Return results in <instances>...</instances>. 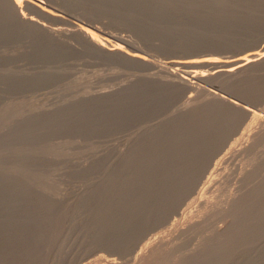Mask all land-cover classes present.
<instances>
[{
	"label": "bare ground",
	"instance_id": "6f19581e",
	"mask_svg": "<svg viewBox=\"0 0 264 264\" xmlns=\"http://www.w3.org/2000/svg\"><path fill=\"white\" fill-rule=\"evenodd\" d=\"M64 1L71 10L79 6L91 16L109 14L114 22L135 30L150 43L154 42V37H159L163 48L178 50L194 47L201 51L206 42L214 43V48L220 49L247 48V45L260 43L263 39L261 34H264V0ZM17 7L16 4L8 5L6 0H0V38L10 33L29 35L36 53L43 56L52 57L76 50L75 46L55 37L38 21L21 16ZM113 53L121 60L132 59L123 51L110 52ZM231 57L219 59L217 56L221 62H231ZM217 58L214 60L218 61ZM238 58L234 60L237 62ZM193 60L198 64L197 60ZM39 69L33 74L19 75L17 83L32 85L57 74ZM242 69L243 74L238 77L223 72L221 83L224 88L245 99L264 98V57L255 58L251 67ZM161 78L143 74L119 89L90 92L76 101L59 104L55 109L32 112L22 119L17 117L20 110L11 107L0 113V127L16 123L11 133L24 141L58 130L94 133L134 128L143 118L164 108L185 90V85ZM226 98H210L142 128L124 157L116 162L119 175L109 174L106 179L86 189L79 195L78 205L66 204L33 188L24 178L0 171V264H41L50 255L53 246L61 243L66 221L75 223L77 207H82L87 213L86 225L92 228L93 234L91 243L122 253H127L130 248L132 250V245L134 247L148 230L166 222L172 213L181 208L185 199L197 188L214 157L218 158V153L242 127L247 111L238 106V101L236 105L229 101L233 99ZM4 135L0 133V138H4ZM263 140L264 131L250 145L249 151H258L257 147ZM22 151L19 154L23 158L30 156L24 149ZM104 157L97 158L84 169L99 167L107 159ZM261 166L254 164L247 173L245 187L258 176ZM128 169H132V173ZM25 200L29 203L23 206ZM228 211L233 218L225 228H214L196 252L169 264H264V177L242 191L231 202ZM35 212L38 214L35 215ZM217 213L210 214L211 220ZM28 223L36 226L27 227ZM202 226V223H198L192 229ZM179 247L174 246L175 249ZM164 260L160 258L153 264H162Z\"/></svg>",
	"mask_w": 264,
	"mask_h": 264
},
{
	"label": "rangeland",
	"instance_id": "374dc122",
	"mask_svg": "<svg viewBox=\"0 0 264 264\" xmlns=\"http://www.w3.org/2000/svg\"><path fill=\"white\" fill-rule=\"evenodd\" d=\"M6 2L8 5L19 6L17 8H20L21 16L38 21L55 37L75 46L76 50L58 53L52 57L43 56L36 53L29 35L10 33L9 36L0 38V113L15 107L20 110L17 117L22 119L32 112L55 109L59 104L76 101L90 92L119 89L143 74L159 79L163 76L161 78L163 80L185 85L183 94L170 101L172 104L169 102L166 108L143 118V122L140 121L138 126L129 127L130 129L127 127L128 129L94 133L58 130L24 141L11 133L16 123L0 127V133L6 135L0 138V171L16 174L28 181L33 188L63 200L66 204L70 202L78 205L79 195L86 189L106 179L109 174L119 175L116 162L124 157L142 128L216 97L224 99L228 97L226 100L233 99L229 101L236 105L238 101V106L247 111L241 130L239 129L227 146L218 153V158L214 157L213 163L203 176L205 178L199 181L198 189L196 188L185 199L181 208L172 213L166 222L148 230L142 236V240L140 239L134 247L132 245V250L130 248L127 253H122L91 243L93 234L92 228L86 225L87 213L82 207H77L75 223L66 221L61 243L53 246L50 255L41 261V264H153L160 258H165L162 264L175 263L185 255L196 252L202 246L205 237L213 230L225 228L233 218L228 211L231 202L242 191L264 177V140L257 147L258 151H249L251 144H254L257 136L264 131V98L245 99L236 92L224 88L221 77L228 73L238 77L243 74L242 68L251 67L255 58L264 57V34H261L263 39L260 43L247 45V48L244 46L220 49L214 48V43L206 42L201 51L194 47L176 50L161 47L162 40L159 37H154V42L150 43L140 37L135 30L114 22L109 14L91 16L79 6L71 10L64 0H6ZM112 51H123L132 56V59L121 60L114 53L110 54ZM217 56L219 59L225 56L232 59L231 62H221ZM192 57L195 60L199 58L198 64ZM214 57L218 61H215ZM233 58L236 60L238 58V61ZM238 64H241V67ZM227 66L232 71L230 68H227L229 70L227 71ZM38 69L57 74L32 85L17 83L19 75L33 74ZM242 103L246 108L242 107ZM22 149L30 155L28 158H23L19 154L23 152ZM104 155L107 159L99 167L92 170L84 169ZM254 164L262 165L259 174L245 187L247 185L244 182L245 176ZM127 171L132 173V169ZM28 203L27 200L23 201V206ZM214 212L218 213L211 220L210 216ZM37 214L38 212H35V215ZM196 222L204 226L192 229L193 225L198 224ZM28 224L27 227L36 226ZM174 246L180 247L175 249Z\"/></svg>",
	"mask_w": 264,
	"mask_h": 264
}]
</instances>
